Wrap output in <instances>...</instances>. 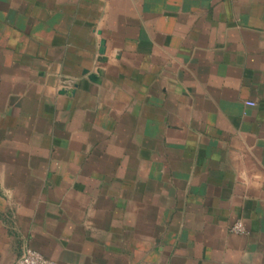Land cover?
<instances>
[{"label":"crops","instance_id":"1","mask_svg":"<svg viewBox=\"0 0 264 264\" xmlns=\"http://www.w3.org/2000/svg\"><path fill=\"white\" fill-rule=\"evenodd\" d=\"M25 246L264 264V0H0V264Z\"/></svg>","mask_w":264,"mask_h":264},{"label":"built area","instance_id":"2","mask_svg":"<svg viewBox=\"0 0 264 264\" xmlns=\"http://www.w3.org/2000/svg\"><path fill=\"white\" fill-rule=\"evenodd\" d=\"M230 231L238 234L246 233V229L241 220H236L231 225ZM13 264H56V262L43 256L40 252L30 246H25Z\"/></svg>","mask_w":264,"mask_h":264},{"label":"water","instance_id":"3","mask_svg":"<svg viewBox=\"0 0 264 264\" xmlns=\"http://www.w3.org/2000/svg\"><path fill=\"white\" fill-rule=\"evenodd\" d=\"M100 44H101V46H100V49H99V57H98V60L100 61V62H105L106 60H107V58H106V56L104 55V50H105V46H104V44H105V41H104V39H102L101 41H100ZM100 70H97L96 71V73H89L88 74V78L90 79V80H93L94 82H98L99 81V74H100ZM66 90H61V92L62 93H64ZM72 91V90H71ZM66 93V92H65Z\"/></svg>","mask_w":264,"mask_h":264}]
</instances>
